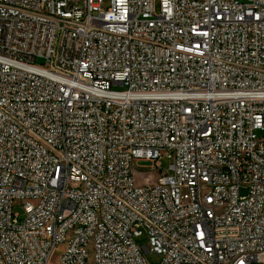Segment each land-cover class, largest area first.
I'll return each mask as SVG.
<instances>
[{
	"label": "built area",
	"instance_id": "obj_1",
	"mask_svg": "<svg viewBox=\"0 0 264 264\" xmlns=\"http://www.w3.org/2000/svg\"><path fill=\"white\" fill-rule=\"evenodd\" d=\"M103 3L0 0V264H264V0Z\"/></svg>",
	"mask_w": 264,
	"mask_h": 264
},
{
	"label": "rangeland",
	"instance_id": "obj_2",
	"mask_svg": "<svg viewBox=\"0 0 264 264\" xmlns=\"http://www.w3.org/2000/svg\"><path fill=\"white\" fill-rule=\"evenodd\" d=\"M111 0H104V3L102 4V9L107 11L110 6H111ZM159 11V4L157 5V12ZM38 62L40 63L41 60H38ZM138 166L140 167H151L152 166V162L149 161V160H142L140 161L138 164H136L134 166V173H135V177L137 180H140V182H138L139 184H142L144 182H146L144 179H146V177H148V174H144V173H141L139 171V168ZM159 166L160 168L165 172H167L169 170V167H170V162L167 158H162L160 161H159ZM151 176V175H150ZM158 175L157 174H152V178L153 180L156 179ZM245 191H243L244 193ZM14 211L15 212H19L20 214H23V209L19 206H16L14 208ZM148 236L147 234L145 233L143 236L139 237L137 239V243L141 246H148ZM64 250V246H59L56 250H55V254L53 256V259L51 261V264H57V261H58V258L60 257V254L61 252ZM145 258L148 262L150 263H158L160 261V257L155 255V254H152V253H146L145 254ZM94 263V255L91 254L90 255V258H89V264H93Z\"/></svg>",
	"mask_w": 264,
	"mask_h": 264
}]
</instances>
